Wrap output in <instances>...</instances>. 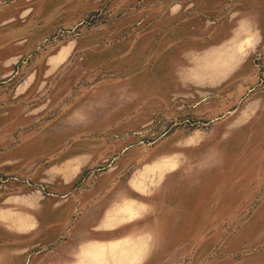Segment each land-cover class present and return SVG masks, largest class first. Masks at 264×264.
<instances>
[{"label":"rangeland","instance_id":"rangeland-1","mask_svg":"<svg viewBox=\"0 0 264 264\" xmlns=\"http://www.w3.org/2000/svg\"><path fill=\"white\" fill-rule=\"evenodd\" d=\"M0 264H264V0H0Z\"/></svg>","mask_w":264,"mask_h":264}]
</instances>
